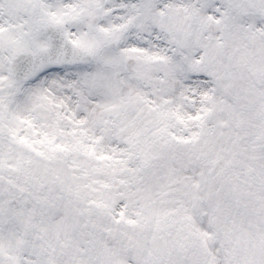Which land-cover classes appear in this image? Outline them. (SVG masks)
<instances>
[{"label": "snow or ice", "instance_id": "snow-or-ice-1", "mask_svg": "<svg viewBox=\"0 0 264 264\" xmlns=\"http://www.w3.org/2000/svg\"><path fill=\"white\" fill-rule=\"evenodd\" d=\"M0 264H264V0H0Z\"/></svg>", "mask_w": 264, "mask_h": 264}]
</instances>
